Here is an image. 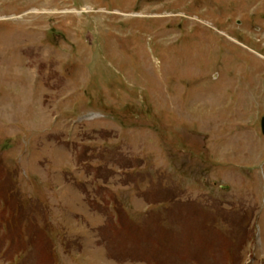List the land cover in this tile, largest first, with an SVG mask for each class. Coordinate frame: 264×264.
<instances>
[{
  "label": "rangeland",
  "instance_id": "374dc122",
  "mask_svg": "<svg viewBox=\"0 0 264 264\" xmlns=\"http://www.w3.org/2000/svg\"><path fill=\"white\" fill-rule=\"evenodd\" d=\"M263 115L264 0H0V264H264Z\"/></svg>",
  "mask_w": 264,
  "mask_h": 264
},
{
  "label": "trees",
  "instance_id": "16d2710c",
  "mask_svg": "<svg viewBox=\"0 0 264 264\" xmlns=\"http://www.w3.org/2000/svg\"><path fill=\"white\" fill-rule=\"evenodd\" d=\"M2 192L4 193V191H2ZM6 193H7V191H6ZM6 193H4L5 195L3 197L0 196V201L3 202L4 206H8V209L11 210V214H10L11 217H12L13 214H15V217L16 218H15L14 226L11 228V230H12L13 228H18L17 223H18V216L20 214V213L18 214V212H22V208L23 207H22V204L19 203V201H18L19 204H13V202H11V200L13 198V195H11L9 197ZM11 206L15 210V213H13V209L11 208ZM116 210H117V212L119 214V217H120V223L123 226V219H122V215H121V208H120V206H119V204L117 202H116ZM4 217H5V219H7L6 215ZM20 220H21V218H20ZM4 222L7 224L6 221H4ZM9 225L7 224L6 231H8L9 228L12 226V221L11 220H9Z\"/></svg>",
  "mask_w": 264,
  "mask_h": 264
},
{
  "label": "water",
  "instance_id": "95a60500",
  "mask_svg": "<svg viewBox=\"0 0 264 264\" xmlns=\"http://www.w3.org/2000/svg\"><path fill=\"white\" fill-rule=\"evenodd\" d=\"M262 130L264 132V117L262 118Z\"/></svg>",
  "mask_w": 264,
  "mask_h": 264
}]
</instances>
